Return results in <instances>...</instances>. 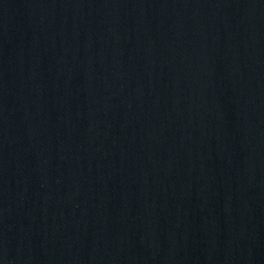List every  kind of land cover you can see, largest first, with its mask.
<instances>
[{"label":"water","instance_id":"water-1","mask_svg":"<svg viewBox=\"0 0 264 264\" xmlns=\"http://www.w3.org/2000/svg\"><path fill=\"white\" fill-rule=\"evenodd\" d=\"M0 264H264V0H0Z\"/></svg>","mask_w":264,"mask_h":264}]
</instances>
